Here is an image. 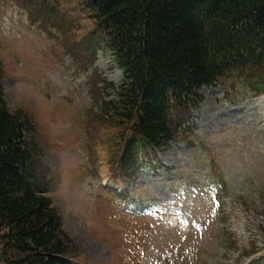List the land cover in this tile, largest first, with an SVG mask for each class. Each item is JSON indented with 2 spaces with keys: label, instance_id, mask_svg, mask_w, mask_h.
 Listing matches in <instances>:
<instances>
[{
  "label": "rangeland",
  "instance_id": "obj_1",
  "mask_svg": "<svg viewBox=\"0 0 264 264\" xmlns=\"http://www.w3.org/2000/svg\"><path fill=\"white\" fill-rule=\"evenodd\" d=\"M59 1L53 11L0 0L1 84L9 110H26L34 121L48 195L80 248L75 262H254L244 253L260 249L264 238V99L250 98L236 77L203 88L192 130L162 154L167 168L144 166L128 200L117 199L92 173L85 127L94 72L118 86L123 71L101 49L92 71L97 47L83 40L92 32L86 2ZM107 171L100 173L107 178Z\"/></svg>",
  "mask_w": 264,
  "mask_h": 264
},
{
  "label": "trees",
  "instance_id": "obj_2",
  "mask_svg": "<svg viewBox=\"0 0 264 264\" xmlns=\"http://www.w3.org/2000/svg\"><path fill=\"white\" fill-rule=\"evenodd\" d=\"M19 1L53 11L60 2ZM85 2L92 32L83 40L109 51L124 76L118 86L96 72L91 78L85 131L95 176L102 160L109 175L135 181L156 151L192 130L203 88L236 77L251 96L264 94V0ZM2 73L0 65V264H76L80 248L63 228L38 163L36 126L26 110H9Z\"/></svg>",
  "mask_w": 264,
  "mask_h": 264
},
{
  "label": "bare ground",
  "instance_id": "obj_3",
  "mask_svg": "<svg viewBox=\"0 0 264 264\" xmlns=\"http://www.w3.org/2000/svg\"><path fill=\"white\" fill-rule=\"evenodd\" d=\"M264 101V100H263ZM262 106H264V103H263V105Z\"/></svg>",
  "mask_w": 264,
  "mask_h": 264
}]
</instances>
